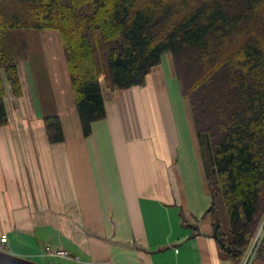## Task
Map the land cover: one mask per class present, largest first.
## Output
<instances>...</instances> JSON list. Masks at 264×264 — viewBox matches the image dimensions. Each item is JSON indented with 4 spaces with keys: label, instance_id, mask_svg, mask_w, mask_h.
<instances>
[{
    "label": "crops",
    "instance_id": "obj_1",
    "mask_svg": "<svg viewBox=\"0 0 264 264\" xmlns=\"http://www.w3.org/2000/svg\"><path fill=\"white\" fill-rule=\"evenodd\" d=\"M165 55L169 68L162 59L142 87L112 92L100 77L106 118L87 137L65 61L57 58L54 83L35 80L33 92L18 61L23 95L7 94L0 127V238L9 253L45 258V247L61 246L76 264H228L212 237L200 148L185 98L172 101ZM50 114L61 121L62 143L46 139Z\"/></svg>",
    "mask_w": 264,
    "mask_h": 264
},
{
    "label": "trees",
    "instance_id": "obj_2",
    "mask_svg": "<svg viewBox=\"0 0 264 264\" xmlns=\"http://www.w3.org/2000/svg\"><path fill=\"white\" fill-rule=\"evenodd\" d=\"M12 1L0 7V127L7 94L23 95L13 32L58 33L84 137L106 118L101 76L112 92L142 87L169 53L200 148L212 237L239 264L264 216V0ZM43 124L50 144L64 141L57 115Z\"/></svg>",
    "mask_w": 264,
    "mask_h": 264
},
{
    "label": "rangeland",
    "instance_id": "obj_3",
    "mask_svg": "<svg viewBox=\"0 0 264 264\" xmlns=\"http://www.w3.org/2000/svg\"><path fill=\"white\" fill-rule=\"evenodd\" d=\"M11 3H13L12 0H0V7H8L10 6ZM12 36L16 37L13 39V42L16 40L18 41L16 42V44L18 45L17 62L20 61L21 65L25 64L27 66L25 68L26 73L24 72V69L20 66L21 79H22L23 84L25 86L30 84L31 85L30 89L33 92L35 91V88H34L35 80H36V83L37 82L39 83V86H42L41 79H44L47 84H51V82L54 83L53 80L58 78V77L57 78L55 77L56 74H54L53 72V69L56 65L55 63H58L57 58L60 57L62 60V63L64 61L58 33L52 32V31H42V32L41 31H18V32H13ZM51 57H55V60L53 61ZM162 59H163L162 67L165 70H167L169 66H168V61L166 59V55H164ZM48 67L50 68V71ZM173 81H174L173 85L170 84V81H169L170 94L172 98H174L172 99L173 103L174 104L177 103L179 105L180 102L175 99L181 96V93H180L181 88L176 78H174ZM38 89L41 90L42 88L38 87ZM185 100L187 104V109L189 110L188 99L185 98ZM39 105H40V102H39ZM189 113H190V110H189ZM261 227H262V230H261ZM257 236L259 238L258 240L260 241V243L257 248V253H256L254 261L257 260L256 259L257 254L261 246V243L264 239V216L262 217L256 229V232L250 239V242L247 245L246 249L252 246V242L254 238H256ZM26 259L40 263V264H76L68 260L53 258V257H45V258L26 257Z\"/></svg>",
    "mask_w": 264,
    "mask_h": 264
},
{
    "label": "built area",
    "instance_id": "obj_4",
    "mask_svg": "<svg viewBox=\"0 0 264 264\" xmlns=\"http://www.w3.org/2000/svg\"><path fill=\"white\" fill-rule=\"evenodd\" d=\"M262 230V227H261ZM259 236V235H258ZM258 236L254 238L252 242V246L245 250L243 257L241 258L239 264H253L254 259L257 253V248L259 246L260 241L258 240ZM8 244V238L7 236H2L0 238V250L3 251ZM256 245V246H255ZM44 257H53V258H59L64 260H72V261H78L77 258L72 257L67 250H65L61 246H47L45 247L43 254Z\"/></svg>",
    "mask_w": 264,
    "mask_h": 264
},
{
    "label": "water",
    "instance_id": "obj_5",
    "mask_svg": "<svg viewBox=\"0 0 264 264\" xmlns=\"http://www.w3.org/2000/svg\"><path fill=\"white\" fill-rule=\"evenodd\" d=\"M0 264H40V263L0 250Z\"/></svg>",
    "mask_w": 264,
    "mask_h": 264
}]
</instances>
